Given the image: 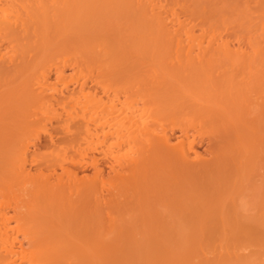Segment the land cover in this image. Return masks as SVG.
Wrapping results in <instances>:
<instances>
[{
	"label": "bare ground",
	"instance_id": "6f19581e",
	"mask_svg": "<svg viewBox=\"0 0 264 264\" xmlns=\"http://www.w3.org/2000/svg\"><path fill=\"white\" fill-rule=\"evenodd\" d=\"M0 264H264V0H0Z\"/></svg>",
	"mask_w": 264,
	"mask_h": 264
},
{
	"label": "rangeland",
	"instance_id": "374dc122",
	"mask_svg": "<svg viewBox=\"0 0 264 264\" xmlns=\"http://www.w3.org/2000/svg\"><path fill=\"white\" fill-rule=\"evenodd\" d=\"M227 67H224V68H221V69H226ZM38 149L34 150L35 152L37 151ZM197 150L204 156H207L208 155V151L205 150V144H202L201 146H197ZM39 151V150H38ZM37 151V152H38ZM91 172V171H90Z\"/></svg>",
	"mask_w": 264,
	"mask_h": 264
}]
</instances>
